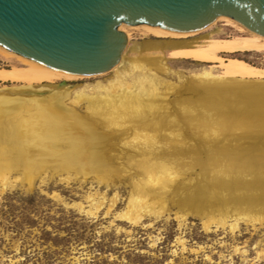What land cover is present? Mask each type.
I'll return each mask as SVG.
<instances>
[{
  "label": "bare ground",
  "instance_id": "6f19581e",
  "mask_svg": "<svg viewBox=\"0 0 264 264\" xmlns=\"http://www.w3.org/2000/svg\"><path fill=\"white\" fill-rule=\"evenodd\" d=\"M233 20L221 16L214 24ZM239 27L250 36L192 41L190 37L207 27L177 33L146 24H122L128 45L131 31L141 29L167 39L166 48L176 58L216 63L230 73L218 76L209 69L196 73L192 97L178 102L176 111L165 103L150 73L158 67L167 69L162 57L144 61L129 57L127 46L120 62L110 69L111 80L98 81L91 89H70L59 86L106 74L56 70L0 45L1 54L21 63L0 67V83L13 84L0 88L3 190L17 183L33 189L36 179L49 170L52 176L64 175L61 180L67 183L96 177L108 185L121 172H134L127 209L118 214L131 224H139L148 214L165 213V199L173 192L181 210L193 206V211L206 218L207 230L214 224L226 226L231 217H235L233 231L241 221L263 224L264 67L224 54L264 51V37L242 24ZM136 48L132 50L138 53ZM137 72L139 76H134ZM59 80L64 82L47 89ZM83 105L85 113L81 114L78 107ZM114 147L122 153L115 156L122 159L120 165L112 158ZM198 167L201 172L195 178L192 174ZM98 199L95 194L87 196L91 203L87 214L96 216L103 208L106 197ZM117 201L116 193L109 212ZM74 205L85 209L83 203Z\"/></svg>",
  "mask_w": 264,
  "mask_h": 264
},
{
  "label": "rangeland",
  "instance_id": "374dc122",
  "mask_svg": "<svg viewBox=\"0 0 264 264\" xmlns=\"http://www.w3.org/2000/svg\"><path fill=\"white\" fill-rule=\"evenodd\" d=\"M239 25L236 21L213 23L189 39L203 41L209 37L216 40L250 36L242 32ZM166 41L141 29L132 30L128 56L164 59L167 69L163 71L158 67L150 73L156 77L161 96L173 111L178 110V102L192 97L190 90L194 87L196 73L209 69L215 75L230 76L216 63L174 57L166 48ZM134 47L139 49L138 53L133 52ZM224 56L239 57L264 67V51ZM14 65L21 63L17 58L0 53V67ZM112 70L101 73L106 74L104 76L96 74L97 78L68 80L67 85L59 87L88 86L91 89L98 81L106 83L111 80ZM136 74L139 76V72L133 75ZM126 79L132 82L130 76ZM59 82L64 81L46 87L51 89ZM4 86L12 87L13 84L0 83V88ZM168 86L175 88L169 90ZM84 110V105L78 107L81 114L85 113ZM116 154L122 153L114 147L112 158L116 165H120L122 159L116 160ZM200 170L198 167L192 176L196 178ZM52 175L53 171L49 170L39 176L33 189L17 183L3 190L0 184V264H264V223L252 225L241 221L233 231L231 224L235 217H231L226 226L214 224L207 230L204 227L206 218L193 211V206L181 210L176 192H173L165 199V213L160 216L148 214L139 224H131L118 214L127 209L134 172H121V177L111 185L98 182L96 177L67 183L61 180L64 175ZM116 193L118 201L109 212ZM90 194H95L98 200L106 197L105 205L96 216L86 212L91 205L87 200ZM75 203H83L85 209L81 210ZM181 214L186 218L178 217Z\"/></svg>",
  "mask_w": 264,
  "mask_h": 264
},
{
  "label": "water",
  "instance_id": "95a60500",
  "mask_svg": "<svg viewBox=\"0 0 264 264\" xmlns=\"http://www.w3.org/2000/svg\"><path fill=\"white\" fill-rule=\"evenodd\" d=\"M221 16L264 37V0H0V45L56 70L99 74L128 46L122 24L189 33Z\"/></svg>",
  "mask_w": 264,
  "mask_h": 264
}]
</instances>
